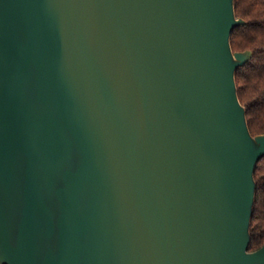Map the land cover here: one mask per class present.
<instances>
[{
  "label": "water",
  "instance_id": "1",
  "mask_svg": "<svg viewBox=\"0 0 264 264\" xmlns=\"http://www.w3.org/2000/svg\"><path fill=\"white\" fill-rule=\"evenodd\" d=\"M235 0H0V264H264V134Z\"/></svg>",
  "mask_w": 264,
  "mask_h": 264
},
{
  "label": "trees",
  "instance_id": "2",
  "mask_svg": "<svg viewBox=\"0 0 264 264\" xmlns=\"http://www.w3.org/2000/svg\"><path fill=\"white\" fill-rule=\"evenodd\" d=\"M238 18L247 23L237 26L231 37L235 52L253 51V57L237 71L238 94L246 107L250 130L254 136L264 134V0H235ZM257 195L251 225L250 251L264 246V158L255 172Z\"/></svg>",
  "mask_w": 264,
  "mask_h": 264
}]
</instances>
